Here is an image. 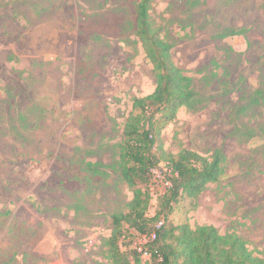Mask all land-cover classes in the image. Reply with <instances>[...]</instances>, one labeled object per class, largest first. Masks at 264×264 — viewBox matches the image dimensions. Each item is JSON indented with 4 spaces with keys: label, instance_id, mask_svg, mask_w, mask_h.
I'll return each mask as SVG.
<instances>
[{
    "label": "rangeland",
    "instance_id": "rangeland-1",
    "mask_svg": "<svg viewBox=\"0 0 264 264\" xmlns=\"http://www.w3.org/2000/svg\"><path fill=\"white\" fill-rule=\"evenodd\" d=\"M140 1L0 0V264H111L105 240L133 193L114 169L93 176L86 165L117 163L133 99L156 88L136 35ZM151 17L206 103L162 129L149 216L169 155L220 150L225 175L175 203L169 221L235 233L264 259V107L244 119L254 139L236 119L264 83V0H153ZM226 28L248 32L218 39ZM125 229L133 259L147 244Z\"/></svg>",
    "mask_w": 264,
    "mask_h": 264
},
{
    "label": "trees",
    "instance_id": "trees-1",
    "mask_svg": "<svg viewBox=\"0 0 264 264\" xmlns=\"http://www.w3.org/2000/svg\"><path fill=\"white\" fill-rule=\"evenodd\" d=\"M153 0H141L136 5V35L153 66L156 88L153 93L133 99L132 112L123 130L117 163L108 167L87 163L86 171L93 176H107L114 169L132 190L133 198L126 212L113 215V230L105 240L107 258L111 264H264V259L250 250L248 243L235 233L222 234L213 225L192 227L188 223L174 225L169 221L173 205L182 198H197L209 184L218 183L226 173L225 156L217 150L211 159L184 149L177 157L166 159L169 186L159 197V210L149 216L153 195L150 184L160 160L156 148L162 151L161 132L176 119L180 109L191 112L204 109L205 99L197 90L193 77L173 60V44L161 35V28L151 17ZM246 29L226 28L218 39L246 36ZM264 107V83L242 97L236 107V119L242 122L239 131L248 139L257 137L255 128L244 119L257 108ZM167 175V174H166ZM163 222L161 229L157 225ZM156 238L147 243L149 259L141 253L131 259L121 249L125 228Z\"/></svg>",
    "mask_w": 264,
    "mask_h": 264
},
{
    "label": "built area",
    "instance_id": "built-area-1",
    "mask_svg": "<svg viewBox=\"0 0 264 264\" xmlns=\"http://www.w3.org/2000/svg\"><path fill=\"white\" fill-rule=\"evenodd\" d=\"M167 185L169 186L170 183L167 182ZM163 226V222H160L158 225H157V229H161V227ZM142 238L144 239V241L146 242V244L151 241V240H154L156 238V234H153L151 237L147 236V235H142ZM142 254H145L146 256H149V253L147 251V249L145 250H141L140 251Z\"/></svg>",
    "mask_w": 264,
    "mask_h": 264
}]
</instances>
